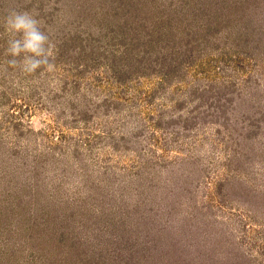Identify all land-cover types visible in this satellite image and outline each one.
Returning a JSON list of instances; mask_svg holds the SVG:
<instances>
[{"label": "rangeland", "instance_id": "rangeland-1", "mask_svg": "<svg viewBox=\"0 0 264 264\" xmlns=\"http://www.w3.org/2000/svg\"><path fill=\"white\" fill-rule=\"evenodd\" d=\"M130 1L0 0L3 54L13 10L36 14L52 45L31 73L0 63V264H264V50L231 45L240 1ZM205 4L224 41L206 39L188 86L161 82L160 62L127 68L148 47L143 21L183 35ZM221 50L243 89L226 124L195 110V75L219 82Z\"/></svg>", "mask_w": 264, "mask_h": 264}, {"label": "trees", "instance_id": "trees-1", "mask_svg": "<svg viewBox=\"0 0 264 264\" xmlns=\"http://www.w3.org/2000/svg\"><path fill=\"white\" fill-rule=\"evenodd\" d=\"M185 1L186 0L182 1V7L184 9L186 8L185 6H187L186 4L187 1L186 2ZM239 1H240L238 2L239 5L238 4L233 5L235 9L236 7L239 8V12L237 13L238 14L237 22L235 26L239 28L242 24H244L243 25L244 27H242L243 28L242 33L240 32L238 36H235V38L233 39L234 43H232L231 45L236 46V49L238 48L239 50V46L241 45V43L250 44L252 47L250 52H252L254 55L260 54L261 51L264 50V23L263 24L259 23L261 18L258 17V13L256 14L255 12H252L250 10L252 6L258 7L259 5L256 4L255 0L253 1L250 0L251 1L250 3L247 2L248 0H239ZM242 1L247 2L245 3L246 5L243 4ZM130 2L131 3L129 7L132 8L127 9L126 10L127 12H129V10L131 11L136 6V4H138V2L134 0H131ZM169 5H171V3ZM206 5L207 4L201 5L198 8L199 13L197 12L196 16L193 15L192 17H189L188 20L184 21V23H182V26L186 28L185 33L183 35L176 34L174 23L169 20L171 17L170 15L168 16L169 21L167 22L162 21L161 22L162 24L160 23L158 25L160 28L159 31H157V33L154 29L155 27L152 30L146 28L148 27V24L146 23V21H143L141 23V26L144 25L143 28L147 30L144 33V38L148 42L147 43L148 47L143 50L144 54L141 55L140 59L137 60L136 62L132 63L131 61L127 60L129 62L128 63L129 66L127 68L133 69L136 67L140 69L146 67L145 66L146 62H148L147 66H150V64L153 63L157 65L160 62L161 65L160 74L162 77V78L160 77L161 78L160 81L163 83L166 82L167 86L172 85L173 83L174 85L184 86L186 84L185 81H183L186 75L184 73V68L185 70H189L195 64L197 65L196 59H201L202 57L205 59L207 57L205 53L202 51V49L208 45L206 39L207 38L210 39L211 42H213V40L214 42L216 40L224 41L223 37H219L217 35L220 28L218 29L214 28V30L209 29L210 26H212V24L208 22V20H211L212 17L210 18V16L212 15L209 11L208 5L207 6ZM178 7L180 6H177L175 8ZM142 8L143 7L140 5L139 13L142 15L143 18H146L145 16L148 14V12L145 11V13L143 14V11L141 10ZM130 15L132 16V14ZM207 16L208 19L206 18ZM135 18H138L137 15H135ZM191 18H194L196 21H190ZM198 20H201V22L199 23V27L198 28L196 27V31H195L196 34L193 35L192 31H190V28H187V23H189L190 26L193 27L194 24L198 22ZM47 22L49 23L50 21ZM225 24H230V21L229 20L226 21ZM165 26L167 27L166 31L164 30ZM255 31L258 35V38L254 40L253 37H251V35L253 36ZM196 38H198V41L196 40ZM193 39H195L196 41L193 42ZM251 39L255 41V44H251L249 42ZM154 46H160L158 50V56L156 58H152V56L150 55V52L152 51ZM61 48L62 47H60V50ZM131 48L135 50L138 49L136 44H132ZM0 50L2 49L0 48ZM3 52H4L3 50L0 52V63H3V61L5 60L7 62V66H9L10 64L8 63V61L10 57L6 53L3 54ZM253 54L248 56V58H252V60H255V56ZM136 55L138 54L135 52V56ZM197 55L198 56L201 55V56L197 57ZM227 55L228 54L226 52L221 50L217 53L216 56L217 59L215 58L212 59V62L215 61L217 62L219 60V65L216 67V72L217 74H221L224 76L221 77L222 79L219 81L221 82V84L218 81L214 82L213 79L212 80L207 79L205 75L202 76L195 75V80H194L195 81L194 84L196 83V85H194V88L196 87L195 92H197L195 94L199 95L195 97L199 102L195 106V110H197L196 108L201 109V107H204V105H206L205 109L211 110L212 115L213 112H216L213 116L216 117L218 116V118H220V116L222 115L221 123L223 124H226V119H228L226 114L229 115V107L225 106L226 104L224 103L225 99L228 100V102H230V100L234 98L233 96L234 92H238L237 95L240 97H242L243 95L242 93L243 89H238V88L234 89V83H233L234 77H232L229 73H234L235 71H233L231 67L225 66L226 64L225 57ZM159 57H161L162 59L161 61L159 60ZM118 65L112 66L113 71L117 74V77L120 81L125 82V80L129 77L128 74L130 71L123 72L121 71L122 69L120 68L121 65L120 64ZM201 65H203V62L198 63L197 67H200ZM228 68L230 70L229 73L227 72ZM125 70L127 69L125 68L124 71ZM230 86H232L231 89L227 90ZM195 98H193L192 100H194ZM219 112H220V116H219Z\"/></svg>", "mask_w": 264, "mask_h": 264}, {"label": "clouds", "instance_id": "clouds-1", "mask_svg": "<svg viewBox=\"0 0 264 264\" xmlns=\"http://www.w3.org/2000/svg\"><path fill=\"white\" fill-rule=\"evenodd\" d=\"M3 30L8 37L5 53L10 65L31 73L48 64L52 45L36 14L13 10L4 18Z\"/></svg>", "mask_w": 264, "mask_h": 264}]
</instances>
